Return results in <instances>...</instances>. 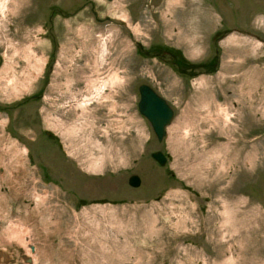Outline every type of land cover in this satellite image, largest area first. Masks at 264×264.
<instances>
[{
    "label": "rangeland",
    "instance_id": "obj_1",
    "mask_svg": "<svg viewBox=\"0 0 264 264\" xmlns=\"http://www.w3.org/2000/svg\"><path fill=\"white\" fill-rule=\"evenodd\" d=\"M3 3L0 247L34 246L32 264H264V0ZM208 23L229 32L214 72L162 54L198 62ZM48 60L46 101L17 108ZM141 83L174 111L161 142L137 110ZM43 129L102 176L56 188L29 174L20 138Z\"/></svg>",
    "mask_w": 264,
    "mask_h": 264
},
{
    "label": "flooded vegetation",
    "instance_id": "obj_2",
    "mask_svg": "<svg viewBox=\"0 0 264 264\" xmlns=\"http://www.w3.org/2000/svg\"><path fill=\"white\" fill-rule=\"evenodd\" d=\"M54 14L55 13L53 11L52 16H54ZM50 16L51 14H49L48 16L49 23L52 17ZM210 23H208L209 25L208 27L202 29L203 31L201 34L200 43L202 44V46H204V48L202 49V52L200 54L201 58L197 62V67L189 63H186L184 65V67H186V70L188 72L193 71L196 68L199 69L200 73L202 74L212 73L216 70L220 56V48L218 47L219 42L221 41V39H225L229 32L227 29L220 30L216 28V26L214 27V29H210L212 28V25ZM139 49L143 50V48L141 47H139ZM144 53L146 55H149L151 54V51L144 50ZM162 54L164 56H168L173 62L184 64L182 61L179 60V54L176 50L166 48L163 50ZM52 67H53L52 65H49V60H48L45 69L42 71L41 75L39 76L37 92L30 95L25 100L21 101V103L17 105V108L20 109L21 107L25 106V104L28 103V101L31 99L37 100L39 103L46 101L45 100L46 92L49 91L48 87L50 86L51 80L53 78ZM118 92L119 91H117L116 96L119 97ZM120 97H121L120 102L121 100L124 101L123 100L124 96L120 95ZM117 106H119L118 103ZM14 119H16V116H14ZM10 123L12 124V120H10ZM103 123H105V121ZM20 141L23 142L22 144L26 148L25 158H24V163L27 167L26 171H28L29 174L38 177L39 180H42L48 184L54 183L56 188L57 187L60 188L61 182L64 177L70 179L71 178L73 179L75 177L77 178V176H75L76 173H80V175L85 177L84 182L87 183L89 182V180L92 179V176L101 177L103 174V172L94 173V172H90L89 170H86L82 166L83 164H81V162L79 163L77 160H74L76 156L74 158L71 153L66 152L64 150V144L62 143V140L59 138V136L52 133V131L50 130L43 129L41 131V136L24 137V138H20ZM164 154L167 156V161H166L167 164L169 160V156L166 153ZM84 186L86 187L87 184L84 183ZM74 193L73 195H75ZM77 199L78 200L74 202L75 206L76 205L85 206L86 204H88V202L84 199V197L81 198L80 196ZM0 250H1L0 264H31L29 262V259L32 257L33 254L31 250V246L29 248V251H26L24 248L17 247L15 245H10V247L8 248L0 247Z\"/></svg>",
    "mask_w": 264,
    "mask_h": 264
},
{
    "label": "water",
    "instance_id": "obj_3",
    "mask_svg": "<svg viewBox=\"0 0 264 264\" xmlns=\"http://www.w3.org/2000/svg\"><path fill=\"white\" fill-rule=\"evenodd\" d=\"M139 100L137 102L138 112L147 119L158 142L167 137L166 127L174 118V111L164 97L158 94L149 84L142 83L138 86ZM151 158L160 166H164L167 156L161 151L151 152ZM132 187H138L141 179L137 174H131L127 180ZM34 252V246H31ZM32 264V258L29 259Z\"/></svg>",
    "mask_w": 264,
    "mask_h": 264
},
{
    "label": "bare ground",
    "instance_id": "obj_4",
    "mask_svg": "<svg viewBox=\"0 0 264 264\" xmlns=\"http://www.w3.org/2000/svg\"><path fill=\"white\" fill-rule=\"evenodd\" d=\"M5 1V0H4ZM2 4V3H1ZM6 4V3H5ZM5 4L3 3V5L2 6H4V7H2L1 8V12L2 11H4L6 8H5ZM4 9V10H3ZM105 52H106V50L104 49V51H103V55L105 54ZM104 60V58H103V56H102V61ZM110 80H112V79H110ZM103 87H104V85H103ZM103 87L101 88V92L103 91ZM97 93V95H95V96H93L94 97V100H95V97L96 98H100L99 96H101V94L102 93ZM98 100V99H97ZM88 102V101H87ZM90 102H93V101H90ZM93 169V168H92ZM92 171H97V169L95 168V169H93ZM91 172V171H90ZM225 215V214H224ZM237 230V229H236ZM11 235H13V237H16L21 243L23 242V240H22V236H21V234L20 233H17V232H13ZM12 238V237H11ZM18 240H16V241H18ZM9 242V241H8ZM20 243V244H21ZM1 251V250H0ZM9 252V251H8ZM4 254V253H3ZM5 255V254H4ZM31 257V256H30ZM17 258V257H16ZM15 258V259H16Z\"/></svg>",
    "mask_w": 264,
    "mask_h": 264
},
{
    "label": "trees",
    "instance_id": "obj_5",
    "mask_svg": "<svg viewBox=\"0 0 264 264\" xmlns=\"http://www.w3.org/2000/svg\"><path fill=\"white\" fill-rule=\"evenodd\" d=\"M176 51H177L178 54H179V60L182 61L184 64H181V63H178V62H177V63H178V64H181V65L184 66V65H185L186 63H188V62H187L186 60L183 59L181 53H180L178 50H176ZM181 59H182V60H181ZM189 64H190V63H189ZM189 64H188V65H189ZM196 67H197V66H196ZM185 68H186V67H185Z\"/></svg>",
    "mask_w": 264,
    "mask_h": 264
}]
</instances>
